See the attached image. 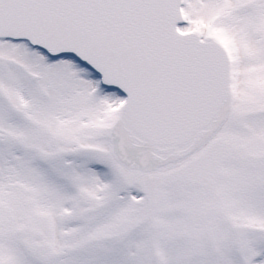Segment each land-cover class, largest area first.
<instances>
[{"label": "snow or ice", "instance_id": "obj_1", "mask_svg": "<svg viewBox=\"0 0 264 264\" xmlns=\"http://www.w3.org/2000/svg\"><path fill=\"white\" fill-rule=\"evenodd\" d=\"M0 264H264V0H0Z\"/></svg>", "mask_w": 264, "mask_h": 264}]
</instances>
